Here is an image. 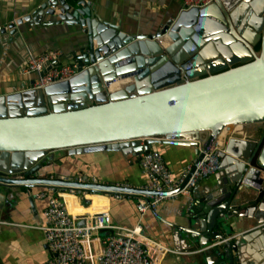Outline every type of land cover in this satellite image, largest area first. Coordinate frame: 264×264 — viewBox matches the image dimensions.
I'll list each match as a JSON object with an SVG mask.
<instances>
[{
    "label": "water",
    "instance_id": "water-1",
    "mask_svg": "<svg viewBox=\"0 0 264 264\" xmlns=\"http://www.w3.org/2000/svg\"><path fill=\"white\" fill-rule=\"evenodd\" d=\"M38 28L68 34L70 46L53 50L61 52L59 62L71 61L78 73L28 89L34 79L27 87L0 94V187L169 196L183 188L223 128L240 124L245 132L262 129L258 139L230 137L217 151V193L192 198L185 213L186 252L173 258L176 264H192L188 260L197 254L193 264H242L236 234L226 240L232 232L226 227L264 199V0L179 7L147 33L125 32L120 22L104 20L92 0H39L0 33L7 32L8 43L22 42L26 30ZM117 76L132 78L122 90L111 92L105 82ZM156 142L192 149L191 169L174 190L39 174L51 151L80 154L103 148L132 153L139 161ZM4 220L0 206V222ZM263 228L247 225L237 236L257 229L264 237Z\"/></svg>",
    "mask_w": 264,
    "mask_h": 264
},
{
    "label": "crops",
    "instance_id": "crops-1",
    "mask_svg": "<svg viewBox=\"0 0 264 264\" xmlns=\"http://www.w3.org/2000/svg\"><path fill=\"white\" fill-rule=\"evenodd\" d=\"M39 3V0H0V29H6L9 22L19 19ZM97 12L107 21L119 23L125 32L147 33L157 27L160 18L173 14L181 7L180 0H92ZM22 42H7V32L0 33V94H6L29 86L35 74L25 73L23 68L29 53L38 54L53 50L55 47L68 48L71 40L63 31L58 33L49 28L28 29L23 34ZM67 62L68 60H64ZM122 61L115 65H121ZM246 139L253 137L251 131L246 132ZM163 162L173 177H177L186 165L192 162V149L164 142H156ZM44 177H75L78 175L96 176L99 181L129 187H145L148 177L139 167L134 154L124 155L120 151L94 148L80 154H70L67 150L51 151L48 161L39 170ZM219 173H213L199 180L191 195L184 193L162 200L154 211H146L139 215L136 210L138 196L117 195L110 193L87 192L82 194H64L62 196L69 213L82 217L107 211L113 224L124 229L140 227L143 236L169 249V253L160 264H176L173 261L176 253L186 252L188 226L185 213L192 204V198L213 195L218 183ZM40 188L17 187L4 189L0 187L2 218L0 222V264H46L53 255L49 251L42 231V210L46 199L33 195ZM30 196L32 200H30ZM251 197V196H250ZM253 198V196H252ZM256 208L249 207L247 215L242 218L233 217L228 224L236 234L239 242L237 251L242 264H264V244L262 235L257 229L248 233H239L247 225L264 227V199ZM248 216V217H247ZM247 221H245V220ZM255 221V222H253ZM264 230V228H263ZM245 233L244 235H241ZM229 235V234H228ZM198 247L197 249H199ZM196 248H190L193 251ZM199 256L196 254L195 258ZM191 258L188 261L193 264ZM211 262L213 257L209 258ZM203 264H206L203 260Z\"/></svg>",
    "mask_w": 264,
    "mask_h": 264
},
{
    "label": "built area",
    "instance_id": "built-area-1",
    "mask_svg": "<svg viewBox=\"0 0 264 264\" xmlns=\"http://www.w3.org/2000/svg\"><path fill=\"white\" fill-rule=\"evenodd\" d=\"M182 9L201 8L212 0H180ZM223 5L229 0H220ZM59 50H48L38 54L29 53L23 68L25 73L35 74L34 83L30 88H42L52 83L66 81L78 71L71 61H61ZM131 76H117L106 83L111 92L122 90V86L131 80ZM108 83V84H107ZM246 132L229 127L217 137V141L203 156L183 188L169 196L143 195L138 196L135 205L139 215L146 211H154L158 204L177 194L191 195L199 180L212 175L218 167L216 153L230 137L246 139ZM139 167L148 177V184L143 187L156 192L171 191L177 188L191 169L192 162L184 167L177 177H173L163 162L161 153L154 148L140 154ZM75 182L103 183L96 176L78 175L61 178ZM87 191L66 187L45 186L34 193L35 197L46 199L42 210V231L45 243L53 255L46 264H160L170 252L169 249L143 236L140 227L124 229L112 223L107 211L88 216L77 217L69 213L62 198L64 194H82ZM111 194V193H110ZM118 194H112L117 198ZM108 231L107 235L104 232ZM235 235L226 237L231 239ZM217 244L221 241L216 242ZM213 243L208 247L215 245Z\"/></svg>",
    "mask_w": 264,
    "mask_h": 264
},
{
    "label": "bare ground",
    "instance_id": "bare-ground-1",
    "mask_svg": "<svg viewBox=\"0 0 264 264\" xmlns=\"http://www.w3.org/2000/svg\"><path fill=\"white\" fill-rule=\"evenodd\" d=\"M162 43L164 44L165 43V41H162ZM229 128H232V129H240L241 127H243V125H240V124H238V125H229L228 126ZM228 127H225V128H223L222 129V131H221V133L220 134H222ZM219 134V135H220ZM248 217V216H247ZM239 244V242H237V245Z\"/></svg>",
    "mask_w": 264,
    "mask_h": 264
},
{
    "label": "rangeland",
    "instance_id": "rangeland-1",
    "mask_svg": "<svg viewBox=\"0 0 264 264\" xmlns=\"http://www.w3.org/2000/svg\"><path fill=\"white\" fill-rule=\"evenodd\" d=\"M230 129H232V128H230ZM261 133L262 132H255V133H252V136L254 137V138H259L260 136H261ZM245 220V219H244ZM245 221H247V220H245ZM253 222H255V221H253ZM232 226V223H229V226ZM228 226V225H227ZM226 229H227V227H226ZM228 230V229H227Z\"/></svg>",
    "mask_w": 264,
    "mask_h": 264
},
{
    "label": "trees",
    "instance_id": "trees-1",
    "mask_svg": "<svg viewBox=\"0 0 264 264\" xmlns=\"http://www.w3.org/2000/svg\"><path fill=\"white\" fill-rule=\"evenodd\" d=\"M255 49H256V50L259 49V43L256 44Z\"/></svg>",
    "mask_w": 264,
    "mask_h": 264
},
{
    "label": "flooded vegetation",
    "instance_id": "flooded-vegetation-1",
    "mask_svg": "<svg viewBox=\"0 0 264 264\" xmlns=\"http://www.w3.org/2000/svg\"><path fill=\"white\" fill-rule=\"evenodd\" d=\"M261 131H262V129H259V130H258V132H261ZM251 133H252V132H251ZM248 138H249V137H248ZM258 197H259V196H258Z\"/></svg>",
    "mask_w": 264,
    "mask_h": 264
}]
</instances>
